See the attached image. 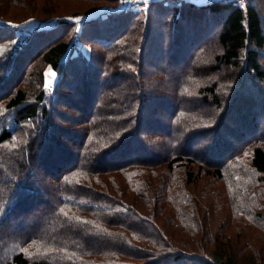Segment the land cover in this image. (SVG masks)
I'll return each instance as SVG.
<instances>
[{"label":"trees","instance_id":"obj_1","mask_svg":"<svg viewBox=\"0 0 264 264\" xmlns=\"http://www.w3.org/2000/svg\"><path fill=\"white\" fill-rule=\"evenodd\" d=\"M11 3L0 0V264H264V120L235 106L242 86L264 91V0H153L100 14L95 6L21 35L9 21L28 16L7 20ZM163 25L176 49L171 86L145 58L149 45L164 51L153 32ZM171 66L159 70L173 76ZM46 69L58 73L51 84ZM233 110L239 128L228 132L253 133L246 142L220 130ZM205 178L224 182L231 214L262 231L249 246L253 262L241 263L225 232L204 224L187 185ZM168 203L160 224L158 206Z\"/></svg>","mask_w":264,"mask_h":264},{"label":"rangeland","instance_id":"obj_2","mask_svg":"<svg viewBox=\"0 0 264 264\" xmlns=\"http://www.w3.org/2000/svg\"><path fill=\"white\" fill-rule=\"evenodd\" d=\"M12 3L9 4L7 6L8 11L6 12V14H4L5 16H7V20H11V18H13L14 16H18V17H25L28 16L24 19H21V21L17 20V21H9L10 24L14 25L15 27H17V30L19 32V34H25L27 32H29L30 30H32L35 27H46L48 24H54L56 21H58V17L57 16H62L65 15L64 18H69V19H79V18H84L87 17L86 14H82L80 16H74L72 14H77V13H82L83 11L88 10V13H93L95 14V6L97 7V9H99L100 11L97 12L98 14L100 13H105V12H112V11H119V10H123L124 8L127 7H132L134 9H145L146 7H148L150 5V3L153 0H147V2H145V0H114V2H108V1H99L97 2V0L93 1V0H54V2H57L56 4L50 3L47 4L45 2H43L42 0H19L22 1V4H17L16 0H11ZM181 1H187L188 0H181ZM209 1L212 0H194L192 2L197 3V4H201V3H208ZM190 2V1H189ZM247 2V0H246ZM94 6V7H92ZM263 8V7H262ZM44 10H55L54 15L49 16L48 18H53L52 20H42V19H38V18H33L35 16L37 17H47L45 15L42 16L43 11ZM29 11V12H28ZM264 11V10H263ZM32 12V13H30ZM35 14V15H33ZM90 15V14H89ZM197 16V15H196ZM200 17L195 18L197 19H201L204 17V15H200ZM0 20H4L1 16H0ZM5 21V20H4ZM103 23H101L102 25ZM158 26V25H157ZM161 28L164 29V25L161 26L160 28L158 27V31H153L155 33L154 38H156L155 40L159 41V45H162V43H166L165 46H163L164 51L160 52V50H158L157 46H148V53L145 56L146 61L148 63L152 62V63H156L157 67L156 68H152L151 66L148 65V68L150 67V71L152 70H157L155 72V79H158V83H163V82H169V85H173L174 80L176 81L175 77L178 74V70H175L176 68L174 66H171V57L170 54L172 53V51H174V53L176 52V49L171 50L172 48V41L171 38H169V40L165 41L164 39V34L161 33ZM95 34V33H94ZM78 37H76L77 39ZM88 40V38H87ZM178 41V40H177ZM178 44V42H177ZM152 47V48H151ZM160 47V46H159ZM195 48H197V44L193 45L192 47H190L189 52L191 53ZM83 49L85 51L88 50L87 46L84 44L83 45ZM154 51H159L157 52L159 54L158 59L155 57H153V52ZM188 51V50H187ZM187 51L184 54L183 57H179L180 58V62H178L177 64L179 66H183L186 64V62L189 61V55H187ZM171 52V53H170ZM35 54V53H34ZM34 54L30 55V57L28 58L27 62L29 61V59H32ZM261 61L264 63V51L261 53ZM171 66L173 73H175L173 76H166L163 72H161V67L163 66ZM170 68V69H171ZM147 70V69H146ZM47 73L49 72V70H47ZM55 72V71H54ZM227 72H231V68L227 67ZM56 73V76L53 78L49 75L48 78V82L51 84L54 79L58 76V73ZM219 74V77H221V80L225 81V77H224V72L221 71ZM146 75L147 77L150 78L149 72L146 71ZM166 76V77H165ZM107 79H111L109 78V76H107ZM77 80V78L71 76L70 80ZM84 80V78H83ZM103 79H100V82H103ZM151 81V80H149ZM79 82V81H78ZM82 81H80V83H77L78 86H80L82 83ZM151 83V82H150ZM261 84H263L264 86V82H261ZM85 85V84H84ZM98 85V84H97ZM172 89V88H171ZM248 96H246V95ZM259 94V95H258ZM225 97V94H223ZM74 98H75V94H73ZM254 98V100H253ZM252 100L254 102H252ZM238 104H236V109L239 108L240 112L246 111L247 109H254L253 111V115L249 116L247 115V111L245 112V117H248V120H257L260 119L261 122H263L264 120V91L258 92L257 89L251 87L249 84H246L244 86H242V93L239 96V98L236 100V102H238ZM251 104L252 107L248 106V104ZM249 104V105H250ZM257 105V106H255ZM150 113L153 112L155 110L154 105H151L148 107ZM154 109V110H153ZM160 112V110H158ZM162 115L165 114H161L159 115L160 117L159 122H161V117H163ZM236 110H233L231 112V114L229 115L230 117L226 118L225 122L226 125L224 128L220 129L222 131L223 134H227V137L230 136V133L228 132V128H234L237 129L239 128V123L236 124V121H240L237 120V116H236ZM244 117V118H245ZM244 120V119H242ZM241 120V121H242ZM252 121L250 123H252ZM235 122V123H234ZM162 124V122H161ZM163 125V124H162ZM261 130H263V123H261L260 129L257 131L260 132ZM253 134V133H252ZM252 134L246 135V136H238L237 138H233V136H230L229 140L232 141H237V140H242L244 142H246L247 139H249L251 137ZM245 135V134H244ZM207 137V136H205ZM226 137V136H225ZM210 139L212 141H214V138ZM64 140L68 141V138H65ZM199 140H204V138L199 139ZM208 157V156H206ZM182 169L179 170V172ZM181 173V172H180ZM183 175V174H182ZM182 177V176H181ZM180 179V177H179ZM175 181V178H174ZM9 184L8 188H12L14 187V185ZM189 190L191 191L193 198L195 201H197L199 203V209L203 214H201L203 217V221L204 224L206 226H211L212 225V230L214 231L213 233H215L216 231L222 229V232H225L224 235H226L228 237V241L230 244L231 249L229 248V252L232 254L234 251L240 253V259L241 263H243L244 261H250L253 262L254 258H252V254L249 252L250 250V245H253L255 243L260 242L261 238H262V231L254 226H251L249 224H247L245 221H243L242 218H237L234 217L231 214V210L229 205L226 203L227 198V191L225 190V186H224V182L220 181V182H216L214 179H208L205 178L200 182V186L196 187L195 189L192 188V186H188ZM16 188V186L14 187ZM199 194H202L203 196H199ZM257 198L261 199L262 201H264V194H258ZM6 203V202H5ZM157 205L163 204V203H156ZM149 204H145V207L148 206ZM171 205L165 204L164 207L163 206H158V209H161L159 207H162L163 210L164 208H169ZM186 208H191L189 205L185 204ZM260 207L258 206V209ZM152 211V209H149ZM167 210H164L162 212H159L156 217L157 220L160 222V224H162V222L165 220V217L167 215ZM205 211V212H204ZM259 211L264 212V210L259 209ZM207 216V217H205ZM166 221V220H165ZM204 225H200V229L203 228ZM4 239V237H2ZM199 240H200V235H199ZM254 242V243H253ZM252 252V251H251Z\"/></svg>","mask_w":264,"mask_h":264},{"label":"snow or ice","instance_id":"obj_3","mask_svg":"<svg viewBox=\"0 0 264 264\" xmlns=\"http://www.w3.org/2000/svg\"><path fill=\"white\" fill-rule=\"evenodd\" d=\"M145 2H147V0H145ZM4 51H5V50H4L3 48H0V55H2V54L4 53ZM46 75H50L51 77L54 78V77L56 76V73H55L54 71H52V70H49V73L46 74ZM4 203H5V201H4V198H3V189L0 188V216L3 215V211H4ZM65 214H66V213H65ZM74 219L76 220L77 223H85V224H86V223H89L88 221L80 220L79 217H75ZM93 226L96 227L98 230H102V231H103V229L101 228L100 225L93 224ZM16 247H17L19 250H21V248H22L23 246L18 244V245H16ZM23 251L26 252L27 249H26L25 247H23Z\"/></svg>","mask_w":264,"mask_h":264},{"label":"built area","instance_id":"obj_4","mask_svg":"<svg viewBox=\"0 0 264 264\" xmlns=\"http://www.w3.org/2000/svg\"><path fill=\"white\" fill-rule=\"evenodd\" d=\"M188 1L192 2L194 0H188ZM233 1H235L236 3H238V4L242 5V6H245V2H246V0H233Z\"/></svg>","mask_w":264,"mask_h":264},{"label":"clouds","instance_id":"obj_5","mask_svg":"<svg viewBox=\"0 0 264 264\" xmlns=\"http://www.w3.org/2000/svg\"><path fill=\"white\" fill-rule=\"evenodd\" d=\"M21 252H23V247L21 248Z\"/></svg>","mask_w":264,"mask_h":264}]
</instances>
